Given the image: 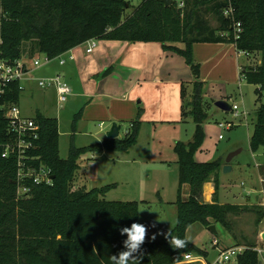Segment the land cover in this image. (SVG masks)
<instances>
[{"label":"trees","instance_id":"trees-1","mask_svg":"<svg viewBox=\"0 0 264 264\" xmlns=\"http://www.w3.org/2000/svg\"><path fill=\"white\" fill-rule=\"evenodd\" d=\"M203 5L211 6L218 22L216 28L203 20ZM129 7L127 0H0V58L13 60L22 54L33 57L38 53L56 58L93 38L160 42L165 49L183 56L195 80L191 98L182 106L189 108L195 131L191 140L174 145L179 183L176 222L168 237L145 240L141 249L132 253L135 260L130 264H177L187 253L206 257V251L186 238L190 225L200 223L208 228L219 223L230 231V217L242 212L255 213L258 224L264 218V206L220 203L217 197L221 159H194L207 117V91L199 76L193 45L224 42L234 44L238 51L259 53L260 63L240 72L247 83L257 86L258 102L264 91V0H184L182 7L177 3L165 6L161 0H142L127 14ZM229 9L231 12L225 15ZM177 42H182L183 47L176 46ZM185 93L182 86V100ZM19 95L16 83L12 99L17 102ZM256 114L249 136L252 152L264 147L263 102L258 104ZM81 115L82 109L74 114L72 128ZM33 119L39 126V136L34 141L36 147L26 151V163L37 171L41 166L47 169L51 181L36 183L33 177L19 180L16 157H2L0 147V264H110V256L127 250V236L120 230L138 223V201L105 200L99 193L106 187L72 189V183L83 155L124 151L136 144L139 117L132 120L124 138H104L82 147L72 143L64 159L59 155L58 120L40 114ZM0 124L1 143L7 140L1 115ZM258 170L264 195V165ZM208 181L214 186L212 202L203 199V184ZM20 184L29 191L19 195ZM184 185L190 187L186 199L182 193ZM176 238L187 240L185 247H174ZM235 245L249 247L238 256L236 264H259V254L253 249L256 242L236 241Z\"/></svg>","mask_w":264,"mask_h":264},{"label":"rangeland","instance_id":"rangeland-1","mask_svg":"<svg viewBox=\"0 0 264 264\" xmlns=\"http://www.w3.org/2000/svg\"><path fill=\"white\" fill-rule=\"evenodd\" d=\"M127 1L130 3L127 14H130L142 2V0ZM200 11L203 20L210 27L216 28L218 26L211 6L203 5ZM100 41L105 40H97V43ZM123 42H125L123 44L125 46L119 53L121 57H116L118 51H115L114 55L111 56V61H108L104 68L101 69L100 67L99 73H96L93 79L97 82L101 80L100 84L96 85L99 86L100 90L108 81L109 85L116 88H109L108 90L111 92L119 91L120 89L124 90L133 85L135 88L133 87L132 89L131 100H134L136 104L140 100H145L147 106H149L145 115L147 117L141 123L137 143L128 150L104 151L100 154L87 153L83 155L79 159L80 167L72 183V189L82 187V183L88 190L106 187L104 192L99 193V197L102 199L138 201V223L145 225L148 229L145 240L163 239L169 236L177 218L175 201L177 200L179 186L178 157L174 145L178 141L188 142L192 139L195 131V123L189 113V108L182 106L184 102L191 98L195 77L184 59L182 61L188 67L187 73H184V78H191L192 82L184 81L178 85L158 84L161 83V80L181 75V73L169 74V68L174 66L169 62L171 61L170 57L160 55L158 49L154 48V46L147 48V45H162V43ZM129 45H132V48L135 47L134 45H141L142 49H128ZM251 54L250 63L252 65L258 64L259 54L256 52ZM36 56L41 62L43 61L44 54L38 53ZM247 58L245 55L241 56L240 63H245ZM195 60L197 61L196 58ZM172 62L175 63V60H172ZM197 62L199 63V76L202 79L201 71L203 65L199 61ZM42 66L43 64L39 66L32 64L31 73L26 75L21 81L22 89L17 101L21 116L34 118L40 114L58 120L59 155L62 159L67 158L72 143L76 147H82L100 142L112 122L104 121L101 126L100 121L87 118L83 124H81V121L77 122L75 131H73L74 114L80 108H82L83 112L85 102L92 99L83 98L79 105L76 104L77 102L73 103L74 101L59 104L54 85L43 87L38 84V77H41L47 67ZM206 70L207 65L203 68L204 72ZM47 71L61 72V69L48 66ZM156 76L160 82L156 80ZM209 76L210 79H207L209 80L207 84L210 86L211 91L205 94L204 99V110L207 113V117L202 125L203 137L194 153V159L200 162H207L220 158L221 161H224L229 152L241 149L240 153L229 163L232 165L233 170L226 173V176L223 174V169L220 170L223 184L218 189V195L221 199L224 198L229 203H236L242 200L241 196L244 199V192L249 185L246 183L244 187H241L239 183L243 180L245 171L251 173V176L248 177L249 182L261 186L262 189V184L258 178L259 170L257 165H264V147L252 152L249 146V136L253 131V124L257 118L254 106L255 99H257V86L247 83L243 78L239 85L236 72L235 82L230 81L234 77L230 72L223 74L212 71ZM32 77H35V79L32 80ZM182 86L186 89L183 100L181 98ZM162 87H167L168 89L176 87L177 101L175 105L178 109L177 112H172L171 109L175 105L163 93ZM96 100L103 101L105 108L102 110H91L89 114L94 112L96 114L95 118H102L104 114L108 115L109 110L114 114H119L116 111L117 101H113L112 106L108 107L111 100L105 98ZM217 100H224L230 106L236 104L239 107L238 116H234L230 110L226 111L216 107L215 101ZM261 101L264 103V92L261 94ZM243 110L247 112L246 115L241 113ZM142 111L143 109H138L132 119H129L131 115L125 108L120 111L118 120L124 119V121H119L122 126L119 138L125 137L131 129L132 120L137 117L140 119ZM227 122L233 123L229 129L222 126ZM79 128L82 130L79 131ZM220 135L222 136L221 138H219ZM230 179L231 181H228ZM252 200L255 202L254 198ZM255 216L253 212L233 214L230 217V231H227L219 223L214 224L215 232L210 231L200 223H194L187 228L185 235L195 246L207 252V256H202V259L206 260L207 264H214L218 249L211 242L213 237L219 239L222 246L235 245L236 241L243 244L254 241L262 245V247L264 246L260 235L262 231L264 232V229L257 225ZM263 226L264 219L262 220ZM153 236H155V239L152 238ZM192 255L195 257L201 256L197 253H192ZM259 259L261 264H264V252L259 255ZM200 263L191 262L190 264ZM221 264H236V261L233 259L230 263L224 262Z\"/></svg>","mask_w":264,"mask_h":264},{"label":"crops","instance_id":"crops-1","mask_svg":"<svg viewBox=\"0 0 264 264\" xmlns=\"http://www.w3.org/2000/svg\"><path fill=\"white\" fill-rule=\"evenodd\" d=\"M138 42H141V41H138ZM131 43H133V42H131ZM123 44H125V42H123V41H115V40L100 41L97 43L96 47L94 48V50L92 52L87 53L86 48L88 46V43L84 42V43L80 44L79 46H76L73 49L69 50L67 53L63 54V57L66 58V62L64 64H60L58 59H54L51 62H49L48 64H43V66H47V67L48 66H50V67L52 66L54 68L58 67L59 69H61V72H53V71L49 72V71H47V67H46V69H44L41 77H38V79L44 78V77L54 76L56 74H60L63 77V80L71 88V94L68 96L66 102L74 101L73 103L77 102L76 104L79 105V102L82 101L83 98L92 99V100H89L88 102H85V104H84L85 105L84 111L82 112L81 118L77 121V122L81 121V124L85 123L84 120H87V118L90 120L100 121L101 126L103 125L104 121H110L112 123H113V121H115L116 123L119 124V121H124V119L118 120V117H120L119 116L120 111L123 108H125L126 111L128 113H130L131 118H129V119H132L134 117V115L138 109H140V110L143 109L141 117H140L141 123H142L143 119L145 117H147L145 115L147 113V109L149 108V106H147V103L143 99L142 100L144 102L140 100L137 104L135 103L134 100H131L132 99V91H133L132 89L134 87L133 85H131L129 88L124 89V90L120 89L119 91L111 92L110 90H108L109 88H113V89H116V88L112 87V85H109L108 81L106 82L107 84H105V86L102 88V90H100L99 86H96V85L100 84L101 80L97 82L96 80L93 79V76L96 73H99L100 67H101V69L104 68L107 65L108 61H111V56L114 55L115 51H118V54L116 57H118V58L121 57L119 53L125 46ZM175 45L182 48L184 44L182 42H177V43H175ZM131 46L132 45H129L128 49L129 48H131V49H142L141 45H134L135 47H133V48ZM150 46H154V48H157L159 51L158 53H160V55H163L165 57L168 56L171 58V61H169V62L171 63V65H174V66L169 68V70H170L169 74L170 73L171 74L181 73L180 76L170 77V78H167L166 80H161V83H158V84L163 85L165 83H168V84L178 85L180 82L182 83L185 81V82L189 83V82L193 81V80H190L191 78H184V73L187 71L188 67L186 66L185 63H183L182 60H184V58L180 54L174 53L172 51L169 52L170 50L165 49L162 45H147V48H150ZM161 46L163 47V50H162ZM70 54L73 56L72 59H68V56ZM193 54H194L195 58L197 59V61L202 63L203 68L205 65H207V70L204 72L203 68H202V71H201L202 81L204 82V87L207 91L206 94L210 93V91H211L210 86L207 84V81H209L207 79L210 77L209 75L211 74L212 71L221 72L223 74L230 72L231 75H234V77L231 78V80H230L231 82L236 81V76H235V72H236L238 84L240 85V82L242 80L241 73H240L241 69L246 68L247 66H255L256 65V64L252 65L250 63L249 58H250V55H252L251 53L249 54V53L244 52V51H238L236 49L235 45L232 43L197 42V43H194V45H193ZM257 54H259V53H257ZM244 55L248 57L247 61L245 63H240L241 56H244ZM259 56H260V54H259ZM172 60H175L176 64L174 62H172ZM258 63H260V58H259ZM143 70H149V69H143ZM182 70H184V72H182ZM31 71H32V69H31ZM31 71H30V73H31ZM31 79L33 80V79H35V77H32ZM156 80L158 82H160V80L157 78V76H156ZM164 81H166V82H164ZM162 91L164 94H166L171 99V101L175 105V103L177 101L176 100L177 99L176 87H174V89H168L167 87L166 88L162 87ZM263 92L261 94H263ZM114 93H116V94H114ZM99 98H105V99L111 100V102L109 101L108 107L112 106L113 101H117L116 111L119 114H114L111 110L108 111V113H109L108 115H105V114L102 115V118H95L96 114L94 112H91L89 114V112L91 110H102L105 108L103 101L96 100ZM112 98H114V99H112ZM260 102H262L261 97H260V100L258 102H257V99H255V104H254L255 108H257V106ZM80 109H82V108H80ZM87 110H89V111H87ZM171 110H172V112L173 111L177 112V110H178L177 106L175 105ZM230 111H232V110L230 109ZM243 111H245V110H243ZM116 115H118V116H116ZM105 117H107V118H105ZM79 126H81V125H79ZM75 128H76V126H75ZM75 128L73 129V131H75ZM108 129H106V130H108ZM81 130L82 129L79 128V131H81ZM118 137H119V135H118ZM104 138H107L106 134L103 135V138L100 141H102ZM92 156H94V155H92ZM225 164H226L225 160L222 161V165H221L220 170L223 168V166ZM257 166L259 168V166H261V165L258 164ZM232 170H233V167L231 165L230 171H232ZM229 172H227V173H229ZM223 174L226 176V173L223 172ZM249 176H251V173H248L247 171H245V176L242 178L243 180H241L239 182L241 184V187L242 186L244 187V184H246V183L249 184L247 186L245 192H244L245 193L244 199L241 196V199H242L241 201H237L236 203H231V204L248 205V206L253 207L255 205H258L259 202L264 198L263 190L261 189V186L251 184V182H249V180H248ZM258 178H259V181L261 183V181L263 179L259 173H258ZM219 180H220V186H221V184H223V183H222V177L220 175V172H219ZM228 181H231V179ZM82 186H85V185L82 183ZM202 193H203L204 201L212 202V197H213V193H214V186H213L212 181H208V182H205L203 184ZM217 198H218V201L220 203H229L226 201V199H224V198L221 199L219 195ZM252 198L255 199V202H254V200H252ZM262 220L257 225L259 227H261V229H264L263 228L264 226L262 227ZM263 233L264 232L262 231V234ZM262 234H261V236H262ZM204 264H207L206 260H204Z\"/></svg>","mask_w":264,"mask_h":264},{"label":"built area","instance_id":"built-area-1","mask_svg":"<svg viewBox=\"0 0 264 264\" xmlns=\"http://www.w3.org/2000/svg\"><path fill=\"white\" fill-rule=\"evenodd\" d=\"M174 3H177L179 7H182L184 5V0H174ZM230 12L231 9L225 10L224 14L228 15ZM239 31L240 30L238 29L237 33ZM86 42L88 43L86 52L90 53L96 47L97 39H89ZM72 58L73 56L70 54L68 59ZM54 59H58L60 64H64L66 62V58L63 57V54L56 58H50L49 56L44 55L42 62L36 55L30 57L27 54H22L19 58L13 60L0 58V115L1 120L5 121L2 128L4 129V134L7 138L6 141L0 143L2 150L1 155L2 157H16L19 166V180H22L25 177H33V181L36 183H49L51 178L49 176V171L44 167H39V170L37 171L33 166L26 163V151L30 148L36 147L34 141L38 139L39 126L35 123L33 118L21 116L17 102L12 99L11 94L14 92L16 83L19 91L21 92V81L30 73L32 64L34 66L48 64ZM38 84L43 87L54 85L59 104H64L67 101L68 96L71 94V88L63 80V77L60 74L40 78L38 79ZM238 109L239 107L236 104L231 106V110L236 117L239 114ZM241 113L243 115L247 114L245 111H242ZM232 124V122H227L222 126L229 129L232 127ZM221 137L222 136L220 135L219 138ZM28 191L29 188L23 184H20L17 190L19 195L25 194ZM259 204L264 206V198L259 202ZM263 241L264 239L262 238V244ZM211 242L213 246L218 249V255L214 264H221L224 262L230 263L233 259L236 261L238 256L249 248L246 245L222 246L220 240L216 237H213ZM253 249L257 251L259 255L264 252V246L262 247L260 244H257V246L253 247ZM191 262H201V264H204V259H202V256L195 257L192 253H187L184 255L183 260L177 264H190Z\"/></svg>","mask_w":264,"mask_h":264},{"label":"clouds","instance_id":"clouds-1","mask_svg":"<svg viewBox=\"0 0 264 264\" xmlns=\"http://www.w3.org/2000/svg\"><path fill=\"white\" fill-rule=\"evenodd\" d=\"M120 231L122 235L126 234L127 236V240L125 241L127 250L120 252L118 256H110V264H130V261L135 260L132 258V253L141 249L145 242L148 229L143 224L133 222L130 226L124 227ZM152 238L155 239V236ZM186 244L187 240L176 238L173 246L182 248L185 247Z\"/></svg>","mask_w":264,"mask_h":264},{"label":"water","instance_id":"water-1","mask_svg":"<svg viewBox=\"0 0 264 264\" xmlns=\"http://www.w3.org/2000/svg\"><path fill=\"white\" fill-rule=\"evenodd\" d=\"M161 1L163 2V4L165 6H169V5L174 4V0H161ZM215 105H216V107H218L219 109H222V110L229 111L231 109L230 105L226 101H224V100H217V101H215ZM120 129H121V125L118 124V123H116V122H113L111 124L110 128L106 131V137L107 138H116V137H118ZM240 151H241V149L239 148V149L233 150V151H231V152H229L227 154V157L225 159L226 164L222 168L224 173H227V172H229L231 170V165L229 164V162L238 153H240ZM189 190H190L189 185H184L183 190H182L183 198L184 199H186L188 197ZM208 229L210 231L215 232L214 225L209 226ZM262 238L264 239V233L262 234ZM259 264H261V262H259Z\"/></svg>","mask_w":264,"mask_h":264}]
</instances>
